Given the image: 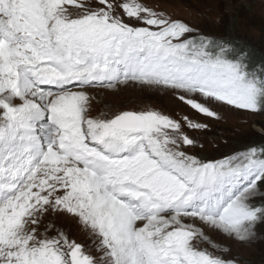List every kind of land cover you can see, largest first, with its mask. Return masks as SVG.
Instances as JSON below:
<instances>
[{"label": "snow or ice", "instance_id": "6c2138e0", "mask_svg": "<svg viewBox=\"0 0 264 264\" xmlns=\"http://www.w3.org/2000/svg\"><path fill=\"white\" fill-rule=\"evenodd\" d=\"M158 9L0 0V264H243L226 242L261 238L264 144L195 149L221 111L264 114V65ZM120 86L168 107L94 114Z\"/></svg>", "mask_w": 264, "mask_h": 264}, {"label": "rangeland", "instance_id": "374dc122", "mask_svg": "<svg viewBox=\"0 0 264 264\" xmlns=\"http://www.w3.org/2000/svg\"><path fill=\"white\" fill-rule=\"evenodd\" d=\"M152 6L159 5L172 14L173 19H181L197 28L203 35L221 37L227 40L242 41L264 56V0H146ZM95 105L99 114L104 104L114 108H161L168 107L166 94L142 93L137 88L120 86L114 91H102ZM191 110L184 108L181 114ZM202 121L211 118L200 117ZM258 136H264V114H248L242 110H223L220 119L212 122L206 134L198 139L204 143L203 149H195L202 156L222 158L234 151L244 149ZM64 227L76 233L73 223L61 222ZM261 238L244 245L227 241L232 255L238 256L243 264H264V227L259 229ZM77 239L90 241L79 233ZM218 239V238H217Z\"/></svg>", "mask_w": 264, "mask_h": 264}, {"label": "trees", "instance_id": "16d2710c", "mask_svg": "<svg viewBox=\"0 0 264 264\" xmlns=\"http://www.w3.org/2000/svg\"><path fill=\"white\" fill-rule=\"evenodd\" d=\"M212 38L230 41L234 45H236L240 50H248L251 54V62L253 65H264V56L255 53L254 50L252 48H250L249 46H246V44L244 42L227 40L226 38H221V37H219V38L218 37H212ZM261 144H264V136H258L255 140L249 142V144H247V146L261 145Z\"/></svg>", "mask_w": 264, "mask_h": 264}]
</instances>
